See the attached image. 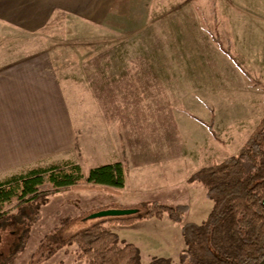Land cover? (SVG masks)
<instances>
[{
    "label": "crops",
    "instance_id": "obj_1",
    "mask_svg": "<svg viewBox=\"0 0 264 264\" xmlns=\"http://www.w3.org/2000/svg\"><path fill=\"white\" fill-rule=\"evenodd\" d=\"M134 5V0H0V30L7 24L35 30L56 16H65L67 22L80 23L103 34L104 28L118 23L119 8L125 11L121 17L126 20L123 24L134 27L137 22ZM230 18L223 19L231 29ZM194 21L195 38L192 35L187 40L189 49L175 52V67L166 64L168 50L161 60L164 49L160 50L158 68L146 64L145 58L139 59L147 54L134 48L133 27L128 30L124 48L110 49L111 61L103 69L109 73L108 86L88 102L93 106L80 112L72 108L56 50L40 49L17 56L0 52V182L65 162H74L81 169L85 160L94 164L92 169L121 163L125 187L121 194L94 190L109 199L98 209H128L151 201L180 204L177 202L182 200L183 185H195L188 179L213 165L215 143L222 146L207 133L206 124L214 119V105L202 99L211 117H199L184 106V92L180 90L191 88L197 80L199 56L211 58L214 64L227 63L228 69L231 66L206 23ZM259 31L263 32V28ZM232 34L236 52L237 37L233 31ZM191 45H196L194 51L190 50ZM205 49L211 52L208 56L202 54ZM121 55L126 63H119ZM234 55L247 71L242 55ZM255 71L264 82V67ZM247 82L262 99L264 83L252 86L249 79ZM263 116L264 111L260 118ZM190 119L204 130L201 142L185 128L194 125ZM225 136L228 141H236L230 134ZM217 149L218 153L221 148Z\"/></svg>",
    "mask_w": 264,
    "mask_h": 264
},
{
    "label": "rangeland",
    "instance_id": "obj_2",
    "mask_svg": "<svg viewBox=\"0 0 264 264\" xmlns=\"http://www.w3.org/2000/svg\"><path fill=\"white\" fill-rule=\"evenodd\" d=\"M134 2L137 20L134 27L123 24L126 20L121 17L125 16V11L119 8V19L116 20L118 23L104 28L103 34L81 26L80 23L67 22L65 16H56L35 30H31L32 27L7 24L2 27V32L0 30L1 55L5 52H12L17 56L40 49L56 50V60L61 67L60 72L65 79L72 108L80 112L93 106L89 104L93 96L108 86L106 76L109 73L103 69L111 61L110 49L124 48L128 30L133 27L131 34L134 36V48L147 54L139 59L145 58L146 64L157 67L160 50L164 49L161 60L166 55V64L175 67L177 60L174 54L176 51L189 49L186 43L192 35L195 38V31L192 29L196 28L194 19H198L200 23H206L212 38L219 37L226 49L233 54L242 55L251 75L250 85H263L262 76L255 69L264 67V0ZM230 16L231 29L237 37L236 52L230 25L223 19ZM245 22L249 25H245ZM256 23L257 27L254 25ZM261 27L263 32L259 31ZM216 45L219 46L218 43ZM195 46L191 45L190 50L194 51ZM208 53L211 52L207 49L202 51V54ZM245 53L248 55L247 59ZM199 57V66L195 70L197 80L190 85L191 88L183 87L180 91L184 92V106L199 117H211L202 99L210 102L209 105H214V119L209 124H212L217 140L223 146L215 143V164L236 155L242 149L261 119L264 97L261 99L255 90L249 88L247 77L229 57L226 56L231 65L229 69L227 63L214 64L209 57ZM119 58V63H126L124 56ZM74 116L77 117V112ZM190 121L194 125L185 128L190 129L195 139L202 140L203 128L193 119ZM207 133L212 139L209 130ZM228 134L234 136L236 141H228L225 136ZM218 147L221 149L217 153ZM93 165L88 160L83 161L82 172L85 176L90 173ZM182 188V200H177V203L189 207L182 223L175 222L168 214H164L161 218L138 220L131 225L110 226L122 242L133 243L139 248L143 264H149L155 258H167L173 264H179L180 255L186 248L182 224H202L211 214L213 201L207 197L202 185L184 184ZM108 201L106 196L94 190H70L49 195L40 201L38 210L31 208L27 210V215L0 225V264H86L78 258L77 245L67 243V240L83 231L84 225L92 223L93 217H96L94 215L100 211L98 206ZM12 257L13 261H9Z\"/></svg>",
    "mask_w": 264,
    "mask_h": 264
},
{
    "label": "trees",
    "instance_id": "obj_3",
    "mask_svg": "<svg viewBox=\"0 0 264 264\" xmlns=\"http://www.w3.org/2000/svg\"><path fill=\"white\" fill-rule=\"evenodd\" d=\"M213 39L250 79V73L233 52L224 47L221 39L217 36ZM206 126L217 139L212 124ZM188 182L205 188L207 197L213 201V209L202 224H182L186 248L180 255L179 264H263L264 116L236 155L202 168ZM124 187L121 163L93 168L87 176L74 162L17 174L0 182V225L27 215L31 208L38 210L40 201L51 194L70 190H103L121 194ZM128 209L133 213L93 217L94 221L84 225L83 231L67 240V243L77 245L79 260L86 264H143L139 248L133 243L122 242L110 226L131 225L138 220L161 218L164 214L182 223L189 207L151 201ZM37 216L36 213L35 218ZM149 264L173 263L167 258H155Z\"/></svg>",
    "mask_w": 264,
    "mask_h": 264
},
{
    "label": "water",
    "instance_id": "obj_4",
    "mask_svg": "<svg viewBox=\"0 0 264 264\" xmlns=\"http://www.w3.org/2000/svg\"><path fill=\"white\" fill-rule=\"evenodd\" d=\"M133 213L131 209H110V210H103L99 213L95 214L94 216L99 217H108V216H123ZM264 264V261H263Z\"/></svg>",
    "mask_w": 264,
    "mask_h": 264
}]
</instances>
